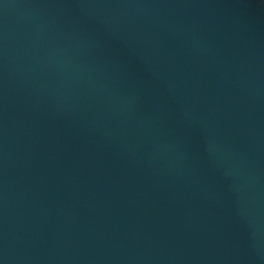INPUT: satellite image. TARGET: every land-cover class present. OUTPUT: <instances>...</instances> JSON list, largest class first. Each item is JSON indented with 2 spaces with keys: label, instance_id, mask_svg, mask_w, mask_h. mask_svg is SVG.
I'll use <instances>...</instances> for the list:
<instances>
[{
  "label": "water",
  "instance_id": "95a60500",
  "mask_svg": "<svg viewBox=\"0 0 264 264\" xmlns=\"http://www.w3.org/2000/svg\"><path fill=\"white\" fill-rule=\"evenodd\" d=\"M0 264H264V0H0Z\"/></svg>",
  "mask_w": 264,
  "mask_h": 264
}]
</instances>
